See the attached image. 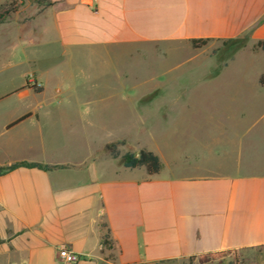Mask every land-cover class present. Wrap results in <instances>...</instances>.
<instances>
[{
  "label": "crops",
  "instance_id": "obj_1",
  "mask_svg": "<svg viewBox=\"0 0 264 264\" xmlns=\"http://www.w3.org/2000/svg\"><path fill=\"white\" fill-rule=\"evenodd\" d=\"M28 20L39 32L32 30L34 43L57 44L61 61L75 48L125 47L130 57L149 50L163 59L173 45L211 54L241 39L249 49L264 41V0H44ZM51 32L52 39L44 35ZM200 39L208 43L193 48ZM51 71L30 72L20 88L0 97V103L14 93L35 100L0 122V167L64 166L20 167L0 176V264H67L58 254L61 246L80 256L77 264H186L193 256L227 250L259 264L264 167L242 172L239 162L234 171L201 173L198 156L196 164L184 165L152 149L162 167L149 175L145 167L126 168L110 155L107 146L124 141L119 139L78 160L65 156L69 142L60 134L77 123L73 114L56 112L67 98L62 87L48 93L43 77ZM29 76L41 92L27 86ZM79 116L80 126L94 127L90 114ZM250 145L249 154L262 153L258 139ZM107 231L111 248L103 245Z\"/></svg>",
  "mask_w": 264,
  "mask_h": 264
},
{
  "label": "rangeland",
  "instance_id": "obj_2",
  "mask_svg": "<svg viewBox=\"0 0 264 264\" xmlns=\"http://www.w3.org/2000/svg\"><path fill=\"white\" fill-rule=\"evenodd\" d=\"M43 1L4 0L0 7L10 14L0 24V97L20 88L30 72L52 70L43 77L48 93L62 87L67 98L56 112L73 114L77 123L60 134L69 142L65 156L78 160L119 139L125 143L119 145L121 154L154 149L184 165L196 164L198 156L201 173L234 171L239 162L242 172L264 167L263 52L247 48L241 39L211 54L173 45L166 58L149 50L135 58L128 56L129 48L110 46L75 48L61 61L57 44L34 43L37 29L28 19ZM44 35L53 38L52 32ZM28 59L40 61L34 65ZM34 85L29 76L27 86ZM17 94L0 103V122L35 104L32 97ZM80 113L90 114L86 122L94 127L80 126ZM255 139L263 148L259 156L249 154ZM207 264H233V258Z\"/></svg>",
  "mask_w": 264,
  "mask_h": 264
},
{
  "label": "trees",
  "instance_id": "obj_3",
  "mask_svg": "<svg viewBox=\"0 0 264 264\" xmlns=\"http://www.w3.org/2000/svg\"><path fill=\"white\" fill-rule=\"evenodd\" d=\"M10 16L9 13H1L0 12V23L4 21L6 17ZM227 41L224 44L226 45ZM236 42V41H235ZM208 43V40L200 39V40H193L191 42L193 48H199L202 46H205ZM254 50H261L264 52V41H259L254 47ZM260 83L264 87V75L260 78ZM32 89L39 93L41 92L42 88L38 87L37 85H34ZM25 118V117H24ZM125 144L124 142H117L112 143L107 146V150L110 153V155L113 158H121L122 164L126 168H137V167H145L147 173L149 175L157 174L161 170V160L158 155H156L154 152L147 150L145 148L139 149L137 152L135 151H128L125 154H121V151L119 149V145ZM20 167H26V168H41L45 170H53L58 168H64V166H50L46 165L43 166L38 163H28V162H19L15 163L8 167H0V176L4 175L12 170H15ZM103 245L106 248H111L113 243L110 240V233L107 231L103 238ZM227 256H232L233 258V264H252V263H245L243 262L240 257L237 254V251L234 250H227V251H220V252H211L202 254L199 256H193L189 259V262L192 263L194 260H198L201 264H207L213 261H219Z\"/></svg>",
  "mask_w": 264,
  "mask_h": 264
},
{
  "label": "built area",
  "instance_id": "obj_4",
  "mask_svg": "<svg viewBox=\"0 0 264 264\" xmlns=\"http://www.w3.org/2000/svg\"><path fill=\"white\" fill-rule=\"evenodd\" d=\"M59 257L63 259L67 264H77L81 258L76 253L70 251L67 247L61 246L59 248Z\"/></svg>",
  "mask_w": 264,
  "mask_h": 264
}]
</instances>
